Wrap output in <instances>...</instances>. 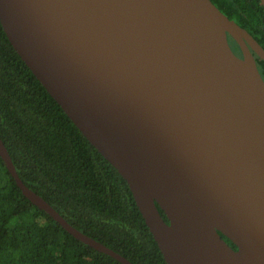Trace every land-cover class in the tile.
Here are the masks:
<instances>
[{"label": "water", "instance_id": "water-1", "mask_svg": "<svg viewBox=\"0 0 264 264\" xmlns=\"http://www.w3.org/2000/svg\"><path fill=\"white\" fill-rule=\"evenodd\" d=\"M0 21L127 181L167 264H264V47L247 28L212 0H0ZM0 156L68 233L133 264L31 189L1 137Z\"/></svg>", "mask_w": 264, "mask_h": 264}, {"label": "trees", "instance_id": "trees-1", "mask_svg": "<svg viewBox=\"0 0 264 264\" xmlns=\"http://www.w3.org/2000/svg\"><path fill=\"white\" fill-rule=\"evenodd\" d=\"M214 2L264 46L260 0ZM0 137L21 179L72 225L133 264H167L127 181L22 60L1 21ZM0 264L122 263L34 205L0 156Z\"/></svg>", "mask_w": 264, "mask_h": 264}, {"label": "flooded vegetation", "instance_id": "flooded-vegetation-1", "mask_svg": "<svg viewBox=\"0 0 264 264\" xmlns=\"http://www.w3.org/2000/svg\"><path fill=\"white\" fill-rule=\"evenodd\" d=\"M214 2V0H212ZM215 3V2H214ZM216 4V3H215ZM240 24V23H239ZM241 25V24H240ZM242 26V25H241ZM250 32V31H249ZM253 35V33H251ZM254 36V35H253ZM255 37V36H254ZM256 38V37H255ZM257 39V38H256ZM258 40V39H257ZM228 41H229V44L231 46V48L233 49V51L235 52V54L239 57H243L244 56V50L242 48V46L240 45V43L232 36L230 35V33H228ZM262 45V44H261ZM263 46V45H262ZM264 47V46H263ZM252 50V49H251ZM254 56L256 57V60H257V63H258V67H259V70L264 78V72H263V64H262V59L259 58L256 53L252 50ZM223 237L225 238V240L233 247V248H237V246L230 240L228 239L227 237H225L223 235Z\"/></svg>", "mask_w": 264, "mask_h": 264}]
</instances>
